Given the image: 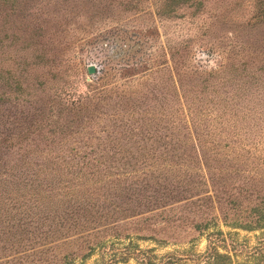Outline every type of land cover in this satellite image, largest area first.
Here are the masks:
<instances>
[{
  "label": "rangeland",
  "instance_id": "374dc122",
  "mask_svg": "<svg viewBox=\"0 0 264 264\" xmlns=\"http://www.w3.org/2000/svg\"><path fill=\"white\" fill-rule=\"evenodd\" d=\"M260 4L0 0V264H264V226L190 204L197 190H181L170 168L180 142H117L126 112L113 103L124 88L131 102L166 104L179 133L188 98L203 110L229 94L230 67L264 64ZM144 154L154 174L169 167L155 175L169 193L118 172ZM103 171L116 174L93 187Z\"/></svg>",
  "mask_w": 264,
  "mask_h": 264
},
{
  "label": "trees",
  "instance_id": "16d2710c",
  "mask_svg": "<svg viewBox=\"0 0 264 264\" xmlns=\"http://www.w3.org/2000/svg\"><path fill=\"white\" fill-rule=\"evenodd\" d=\"M260 1V11L263 14L264 0ZM232 46L237 49L244 47L240 40H234ZM240 64V70H235V66L230 67L232 74L229 78L234 84L230 85L229 94L214 96L209 100V105L204 104L203 110L196 109L195 101L188 98L185 111L180 117L184 124L180 125V137L177 130H172L176 125L177 115L174 116L168 111L166 104L160 108L154 107V102L145 99L131 102V94L123 88V93L113 103L117 108L125 110L123 123L126 128L120 136H114V139L118 142L136 140L137 137L140 141L147 142L171 135L169 140L180 142L181 150L180 169L170 167L174 169L173 177L179 178L176 182L181 190H197L189 203L197 209L209 208L211 210L209 218L219 213L223 219H230L231 223H239L246 227H262L264 226V64L254 69L246 68L244 61ZM246 75L253 83V90L248 94L244 91L247 89ZM217 89L218 87H215L213 91ZM142 103L146 106L139 108ZM155 111H159L160 114ZM147 155L141 156L136 166L121 168L118 172L127 178H132V183L129 185L133 184L134 188L161 189L160 191L165 190L169 193L171 188L155 178L156 174L170 175L171 173L167 171L169 167H158L165 170L154 174L153 171L157 167L153 169L151 166L145 167L149 165L146 164V160L151 157L150 154V157ZM192 157L197 158L199 163L188 162ZM92 167L94 166H88L89 170L86 173L91 175L95 171L100 173L97 172V168L92 169ZM11 168L12 166L9 165L4 171H10ZM29 169L31 170L29 174H37L39 171L32 170L31 167ZM102 174L103 180L100 174L93 178V187L103 184L104 180L108 182L111 175L116 172L103 171ZM6 188L5 184L0 185V191ZM194 225L197 226L198 223ZM220 255L222 254L213 249L209 253V258L217 260Z\"/></svg>",
  "mask_w": 264,
  "mask_h": 264
}]
</instances>
